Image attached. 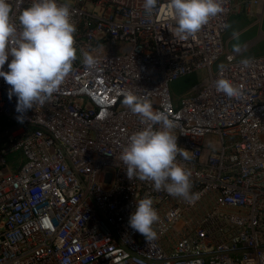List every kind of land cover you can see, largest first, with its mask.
I'll list each match as a JSON object with an SVG mask.
<instances>
[{"label": "built area", "instance_id": "2783aa9c", "mask_svg": "<svg viewBox=\"0 0 264 264\" xmlns=\"http://www.w3.org/2000/svg\"><path fill=\"white\" fill-rule=\"evenodd\" d=\"M8 2L18 27L33 0ZM70 2L77 59L52 98L20 123L0 77V264H264V54L226 50L233 0H218L223 11L186 40L172 36L169 0L152 13L144 0ZM201 71L171 95V83ZM218 79L241 94L217 92ZM128 93L174 121L192 202L128 179L120 154L146 127L122 104ZM145 197L159 217L150 241L128 223Z\"/></svg>", "mask_w": 264, "mask_h": 264}, {"label": "clouds", "instance_id": "9594fccd", "mask_svg": "<svg viewBox=\"0 0 264 264\" xmlns=\"http://www.w3.org/2000/svg\"><path fill=\"white\" fill-rule=\"evenodd\" d=\"M157 4L158 0H144L143 9L152 13ZM168 9L175 20L172 36L180 40L194 37L210 18L223 11L218 0H169ZM11 13L8 0H0V77L10 86L9 99L16 97V111L20 114L17 119L23 123L27 111L50 100L72 71L77 59L74 47L77 29L70 7L58 4L57 0H33L19 14L18 27L12 22ZM233 36L236 38L237 34ZM239 50L234 47V51ZM83 63L92 67L97 60L84 52ZM216 91L230 98L241 94L225 79L216 81ZM122 104L146 124L129 137L119 157L128 179L149 181L154 191L163 190L192 202L195 194L190 192L191 174L175 162L177 155L190 159L189 151L178 147V137L173 134L174 121L164 112L154 111L147 96L128 93ZM158 219L153 200L145 197L135 204L128 223L150 241L156 238L153 224Z\"/></svg>", "mask_w": 264, "mask_h": 264}, {"label": "rangeland", "instance_id": "374dc122", "mask_svg": "<svg viewBox=\"0 0 264 264\" xmlns=\"http://www.w3.org/2000/svg\"><path fill=\"white\" fill-rule=\"evenodd\" d=\"M64 4H70V0H60ZM244 1L248 0H233L234 12L230 16V24L227 26L225 34L223 35V43L226 50L240 55V58H248L264 54V0L262 1V10L259 15L255 11L257 4H254L252 15L247 13L248 8ZM249 14V15H248ZM237 37L234 41L233 34ZM246 46V50L234 51V47L238 45ZM223 57L214 64L213 71H216L220 65L223 64ZM204 71L194 72L188 76L177 79L170 84V93L174 98L180 97L191 89V87L202 81L204 78Z\"/></svg>", "mask_w": 264, "mask_h": 264}, {"label": "crops", "instance_id": "0c3cea01", "mask_svg": "<svg viewBox=\"0 0 264 264\" xmlns=\"http://www.w3.org/2000/svg\"><path fill=\"white\" fill-rule=\"evenodd\" d=\"M236 1V3H240V2H237V0H235ZM262 5L263 4H261L260 6H257V7H255L256 9H255V11H256V13L259 15V13L261 12V10H262ZM254 8V6L253 7H249L248 8V10H247V13H251V15H252V9ZM249 15V14H248ZM229 24H230V21H228V25L227 26H229ZM233 40L235 41L236 40V38H233ZM237 47V46H236ZM238 47H239V49H241V50H246V46H244V45H242V44H240V45H238ZM233 52V51H232Z\"/></svg>", "mask_w": 264, "mask_h": 264}]
</instances>
